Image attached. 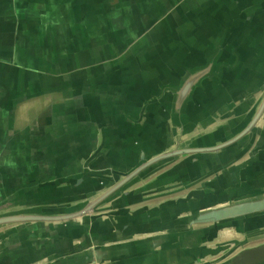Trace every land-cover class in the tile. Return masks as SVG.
<instances>
[{
  "label": "water",
  "instance_id": "obj_1",
  "mask_svg": "<svg viewBox=\"0 0 264 264\" xmlns=\"http://www.w3.org/2000/svg\"><path fill=\"white\" fill-rule=\"evenodd\" d=\"M211 1L0 0V32L10 33L0 34V110L12 106L15 96L17 103L61 91L77 107L83 94L94 96L108 84L105 93L117 100L116 107L128 89L148 99L125 117L127 138L114 144L122 146L71 157L62 172L17 191L0 184V264H125L117 260L128 253L154 254L184 235L213 233L217 240L228 228L242 238L219 243L212 255L228 250L226 264H264V241L248 245L264 238V184L257 195L236 183L205 199L201 190L193 191L237 162L240 155L215 161L264 120V0H215L216 6ZM59 76L69 79L67 87L59 85ZM6 78H16L18 89L5 91ZM232 103H239L235 115ZM69 114L68 122H76ZM155 125L157 134L151 133ZM92 127L98 129L95 122ZM107 142L98 143L90 132L86 145ZM41 151L33 153L38 157ZM180 167L188 175L202 174L182 182ZM178 194H184L177 198L180 207H169ZM193 197L198 200L192 204ZM126 212L136 224L154 221L153 235L139 231L142 237L129 242L88 237L84 219L97 214L95 221L114 220ZM170 212L186 215L169 223ZM30 226L31 233L24 230ZM51 226H62L64 237L79 242L55 253L44 243ZM47 249L53 255L43 256ZM143 256L134 260L152 261Z\"/></svg>",
  "mask_w": 264,
  "mask_h": 264
},
{
  "label": "crops",
  "instance_id": "obj_2",
  "mask_svg": "<svg viewBox=\"0 0 264 264\" xmlns=\"http://www.w3.org/2000/svg\"><path fill=\"white\" fill-rule=\"evenodd\" d=\"M220 2L212 0L211 6H216ZM14 25L16 20L14 19ZM0 34L6 38H10V33L3 28ZM16 35V29L12 32V37ZM15 39V38H14ZM60 81L59 85L68 86L69 79L64 76H59L57 82ZM5 91L17 90L16 78H6L4 81ZM113 89H116L117 82H113ZM106 88H100L99 93H95L94 96L82 95L80 101L83 102V107H78L80 101L76 102L77 107H70L67 94L60 93L46 94L40 97L29 98L16 103V96L14 100L10 101L13 105H8L6 109L0 110V184L4 185V181L11 184V188H16V191L24 186L36 184L37 181L49 177L53 174V171H60L69 166V159L71 157L86 158L92 151L97 149L107 148L110 149L112 146L117 148L122 145H114L117 141H123L127 138L124 131L125 117H132L135 110L140 111L144 106L143 103L148 99L140 96H134L131 94L129 89L125 93L124 99H121L120 104H114L117 100L113 97H107L105 93L109 91V84ZM11 87V88H10ZM3 98H9L7 93L2 95ZM10 100V99H9ZM70 100V99H69ZM68 101V102H67ZM120 101V100H119ZM118 101V102H119ZM3 99L0 100L2 105ZM239 103L236 105L232 103L229 107L234 109V115L237 114ZM83 108V109H82ZM4 110V111H3ZM116 110L117 115L115 112ZM82 112V113H81ZM75 114L77 118L76 122L70 124L68 118L70 114ZM233 115V114H232ZM98 126V129L92 127V123ZM102 126L103 128H101ZM88 127L92 130H88ZM160 125H155L151 130V133H158L157 130ZM97 133L98 143L105 138L108 139L107 145H86L88 144L89 134ZM93 135V134H92ZM104 143V142H103ZM112 143V145L110 144ZM106 144V143H105ZM155 148H161L163 145H153ZM166 147V145H165ZM164 147V148H165ZM42 148V155L36 157V149ZM44 148V149H43ZM163 148V147H162ZM35 152V153H33ZM221 157L217 159V163H224L236 155H240L241 158L235 162L232 166L223 169L220 173L206 179L199 186L194 187L196 190H201V198H208L211 194L222 192L226 190L229 185L238 184L240 186H248L251 190L249 195H257L260 193V184L263 183L264 179V120L260 123L258 130L251 134L244 143H240L228 150L222 152ZM32 154V156H31ZM106 153H103L105 155ZM40 161L42 163H40ZM74 161V160H71ZM71 166V165H70ZM55 167H61L55 168ZM75 167V166H74ZM78 167V166H77ZM181 168L183 172L181 174L182 182L187 180H193L199 177V174H186V169ZM179 168V169H180ZM39 169V171H37ZM78 168L74 169L77 170ZM176 169V167H175ZM184 169V170H183ZM50 170V171H49ZM177 170V169H176ZM47 172V173H46ZM55 172V173H56ZM60 172V173H61ZM1 196V195H0ZM184 194H178L176 197L170 199L174 200L169 207H180L182 203L178 197H183ZM185 200V199H183ZM198 199L193 197L190 199V203L196 202ZM208 203V201H205ZM143 205V204H141ZM152 205V204H144ZM206 205V204H205ZM132 206V211L145 212V207ZM197 211V210H196ZM171 214L165 216L169 223L180 219L186 214L182 213H165ZM175 214V215H174ZM97 214H94L92 218L84 219L86 229H89V236L94 240L106 239L105 241L115 242H129L131 240L142 237L143 235L151 236L153 233L149 232L156 227L154 221H144L146 223L136 224L133 219L129 216V213L120 214L114 218H103L95 221ZM81 221V220H79ZM106 222V225H103ZM79 223V222H78ZM75 224V223H74ZM83 222L79 224L82 226ZM91 225V226H90ZM34 226L25 227L24 230L32 232ZM45 229L46 237H44V243L50 244V246L56 250L55 253L60 251L59 254H64V247L66 243H78V237L69 239L64 237L66 231L63 230L62 226L56 227L59 230L53 228ZM197 227V226H196ZM36 230H41L44 227H35ZM49 228V227H48ZM188 227L183 228H172L166 229L170 233L174 231L187 230ZM139 231L143 233L140 234ZM147 231L146 233H144ZM165 233V232H164ZM243 233L237 229L228 228L222 230V234L219 239L213 240V233H204L203 235L188 236L184 235L181 237H175L174 240L166 241V243L158 248L154 254L146 253L145 251H135L128 253L123 256L122 259H118L117 262H125V264H140L141 261L134 260L138 259L142 255H150L152 261L148 264H226V251L224 250L218 256L212 255V249L216 248L219 243L226 241L231 238L241 239ZM38 235H40L38 233ZM63 235V236H62ZM241 236V237H240ZM48 240V241H46ZM263 240L257 239L248 245L259 243ZM30 242V241H29ZM54 252V251H53ZM51 250H46L43 256L53 255Z\"/></svg>",
  "mask_w": 264,
  "mask_h": 264
},
{
  "label": "rangeland",
  "instance_id": "obj_3",
  "mask_svg": "<svg viewBox=\"0 0 264 264\" xmlns=\"http://www.w3.org/2000/svg\"><path fill=\"white\" fill-rule=\"evenodd\" d=\"M191 66H189V68H190ZM261 240H263L264 241V238H262Z\"/></svg>",
  "mask_w": 264,
  "mask_h": 264
}]
</instances>
